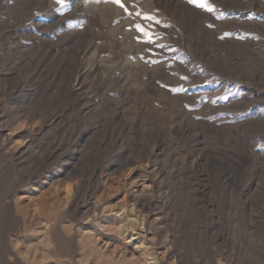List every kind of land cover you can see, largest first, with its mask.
I'll return each mask as SVG.
<instances>
[{
  "label": "rangeland",
  "instance_id": "1",
  "mask_svg": "<svg viewBox=\"0 0 264 264\" xmlns=\"http://www.w3.org/2000/svg\"><path fill=\"white\" fill-rule=\"evenodd\" d=\"M0 264H264V0H0Z\"/></svg>",
  "mask_w": 264,
  "mask_h": 264
}]
</instances>
